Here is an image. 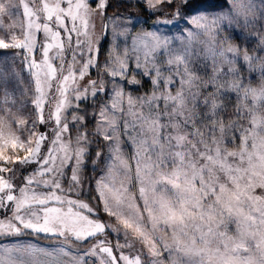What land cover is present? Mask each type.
Returning <instances> with one entry per match:
<instances>
[{"label": "snow or ice", "instance_id": "obj_1", "mask_svg": "<svg viewBox=\"0 0 264 264\" xmlns=\"http://www.w3.org/2000/svg\"><path fill=\"white\" fill-rule=\"evenodd\" d=\"M135 3L0 0V264H264V0Z\"/></svg>", "mask_w": 264, "mask_h": 264}, {"label": "rangeland", "instance_id": "obj_2", "mask_svg": "<svg viewBox=\"0 0 264 264\" xmlns=\"http://www.w3.org/2000/svg\"><path fill=\"white\" fill-rule=\"evenodd\" d=\"M111 7L108 8L107 10V16L111 17L114 15H122L126 16L129 13L132 14L133 18L135 19L136 17H139L140 23L137 24L136 28L134 31H140L142 29H147V30H154L153 25L155 24L156 20L159 19H170L171 18V9L161 6L162 11L157 12L156 15H150L148 11H146L145 6L143 4H136L135 0H109ZM146 21V23H145ZM104 21H101L99 17L96 18V26H97V32L99 33L102 29ZM157 27L160 28L161 31L168 32L169 29H171V34L173 35H178V31L176 28L172 27V25H157ZM184 25L181 23L179 25L180 29H183ZM237 43H241L240 41H236ZM249 48L255 47V44H250L248 45ZM108 47L107 42L104 43L103 45V50H106ZM151 88L150 82L145 80L144 84L142 87L138 88L135 92L134 95H141ZM232 104H235V100L233 98ZM229 110L231 111V105L229 106ZM43 130V129H42ZM92 166L89 164L88 168L85 170V176L87 178H91L98 173H94L91 170ZM41 243H47V241H41Z\"/></svg>", "mask_w": 264, "mask_h": 264}]
</instances>
